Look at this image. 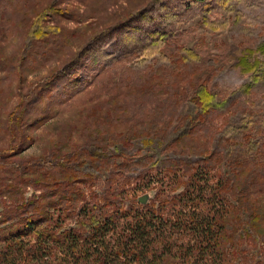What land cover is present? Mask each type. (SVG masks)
<instances>
[{
    "label": "rangeland",
    "instance_id": "obj_1",
    "mask_svg": "<svg viewBox=\"0 0 264 264\" xmlns=\"http://www.w3.org/2000/svg\"><path fill=\"white\" fill-rule=\"evenodd\" d=\"M49 7L44 24L66 34L35 39L34 21ZM87 41L81 61L92 79L57 92L49 78L77 64ZM157 41L165 45L151 50ZM263 43L264 0H0V155L18 148L14 164L2 167L0 157V229L43 191L40 173L50 188L67 181L90 201L123 186L125 206L144 194L165 199L195 179L198 207L228 210L222 264H264ZM202 85L216 95L208 112L194 101ZM21 103L22 128L8 132ZM41 160L70 171L40 172ZM172 252L164 264H180Z\"/></svg>",
    "mask_w": 264,
    "mask_h": 264
},
{
    "label": "trees",
    "instance_id": "obj_2",
    "mask_svg": "<svg viewBox=\"0 0 264 264\" xmlns=\"http://www.w3.org/2000/svg\"><path fill=\"white\" fill-rule=\"evenodd\" d=\"M48 11L52 13V8H46L34 21L31 33L35 39L66 34L63 27L44 24ZM57 12L66 14L64 9ZM126 35L128 40L136 38L131 31ZM66 39H63L64 44L69 45ZM164 45L157 41L149 48L157 51ZM81 47L73 60L77 64L49 78V84L58 83L57 92L77 90L92 79L91 73L95 69L91 71L81 59L88 62L93 47L90 41ZM259 49L264 54V43ZM254 52L243 50L242 61ZM37 94L41 95L40 92ZM195 96V104L202 112L214 107L216 95L205 85ZM22 105L19 104L9 117V126L12 127L8 126V132L22 128L27 112ZM17 149L12 147L0 155L2 167L14 164L10 157ZM50 164L41 160L37 169L46 170L50 166L54 169L61 165L66 173L70 171L63 166L64 163ZM48 179L47 173L36 176L43 191L23 199L17 210L13 209L5 218V227L0 229V239L5 243L0 250V264H52L53 251L60 264H164L163 257L173 253V247L179 259L188 260H180V264H222L228 259V243L224 241L227 230L225 212L228 210H223L215 202L205 208L198 207L201 187L194 182L195 179L183 191L165 199L154 193L141 204L135 196L127 206L121 196L123 186H108L103 201H90L83 195V190L70 182L63 181V184H57L59 187L50 188V182L46 183ZM236 196L241 198L239 193ZM236 210L231 209V212ZM70 217L72 224L67 222ZM255 218L256 213L252 221Z\"/></svg>",
    "mask_w": 264,
    "mask_h": 264
},
{
    "label": "water",
    "instance_id": "obj_3",
    "mask_svg": "<svg viewBox=\"0 0 264 264\" xmlns=\"http://www.w3.org/2000/svg\"><path fill=\"white\" fill-rule=\"evenodd\" d=\"M148 198H149V195L148 194H144L143 196L138 197V201L141 204H144V203H146L149 200Z\"/></svg>",
    "mask_w": 264,
    "mask_h": 264
}]
</instances>
